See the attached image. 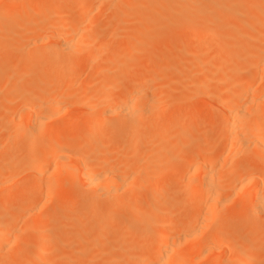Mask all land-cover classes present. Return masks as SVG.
<instances>
[{
	"label": "bare ground",
	"instance_id": "bare-ground-1",
	"mask_svg": "<svg viewBox=\"0 0 264 264\" xmlns=\"http://www.w3.org/2000/svg\"><path fill=\"white\" fill-rule=\"evenodd\" d=\"M198 1L95 0L99 6H96L95 3L89 5L95 10V6L99 7L101 12L99 10L94 16L91 14L94 13L92 7L89 9V5H87L85 8L84 2L78 0L70 3L73 5L72 9L69 7L70 4L61 5L54 0H0V56L10 58L11 53L14 56L15 53L13 52L33 56L17 72L11 71L10 61L1 66L4 73H10V77L3 88L7 90V95L4 96V101L1 103L2 108L6 109L5 113L8 112L12 115L8 110L13 99H16L14 100L16 103L19 100L20 104L18 103V105L21 107H19L20 114L17 126L3 123L7 126L8 124L13 126L9 128L11 131L7 128L8 131H5L4 134L0 133V152L18 151L19 153L16 161L3 160L4 167L0 168V264H76L77 262V264H81L79 263L81 260L77 261L76 258L84 255L90 243L86 239L87 235L85 237V227L80 226L78 221L87 222L91 219L90 215L93 211L103 209L102 217L96 222V225L99 234L104 235L105 220L108 216L124 215L126 207L133 202L142 205L137 202L139 197H133L131 192L126 190L127 183H129L127 182L128 179L130 182L136 180L137 184L131 185L135 184L137 191L144 190L146 197L144 202L139 199L143 205L145 203L146 208L138 207L137 211L130 214L129 219L141 221L142 231L152 241L153 252H147L146 239L144 238L137 248L138 251H133L136 252L135 254L129 255L132 251L130 253L128 252L130 250L127 251L128 254L125 255L129 256L127 261L130 260L126 263L124 256L119 254L120 251L117 250V253L115 250L117 245H113L115 248H113L112 259L119 261V258H122L126 264H191L189 258L194 259L201 255H204L205 258L208 257L207 264H223L225 254H228L230 246L239 244L240 240L236 241L232 234L227 237L222 234L221 230L224 229L225 231V228L221 229V226L227 221H225L223 213H219L218 208L224 210V205H230L237 200L242 208L249 211L251 217L259 216L260 218H258L264 221V167L252 164L249 156L250 151L253 150L258 159H264V61H262L264 60V0H207L208 3L206 1L207 4L205 3L200 9L197 7ZM228 1L231 2L229 7L232 9L231 18L234 24L231 35L228 37L241 36L254 41V44L245 47V53L242 56H237L234 59L237 63L243 62L242 60L246 58L252 60V73L248 77L245 78V71L244 73L239 71L236 74L242 73V75H237L233 81L232 78L230 79L234 87L238 88L237 93L226 96L225 99L219 94L217 96L218 86L215 89L217 84L213 83H215L214 80L220 81L222 77L224 78L222 75L224 67L223 69L220 67L221 71L223 70L222 73L217 67L219 72L216 76L221 73V78L212 79V82L206 76L201 79L194 77L192 80L195 70L186 78L189 69L183 75L184 79L186 78L185 81L189 80V82L186 81V83L179 79L180 83L182 81L183 84L178 81L173 83L168 80L169 76H165L168 81L166 78L163 80L168 83L163 82V80L162 83L168 85L158 87L154 85L152 77H147L146 71H141L143 74L134 68L123 70L119 64V66L113 64L106 69H104L106 66H101L103 69L97 67L99 60L106 59L103 58V51H100L103 46L95 48L89 44L91 43L89 41L103 31L120 30L128 19L126 17L128 12L124 14V11L129 9V11L135 12L133 10L135 8L138 18L135 14L133 18L135 17L137 25L135 24V28L131 26L130 30H123L118 39L114 40L115 45L120 46L127 41L130 43L133 41L134 47L130 50L142 51L143 55L139 61L143 63L162 56L163 49L159 48L162 43H165L164 40L168 42L176 35L191 36L199 39L200 48L190 52V54L198 58L199 63H201V59L207 56L208 51L218 49L216 42L218 43L219 39L222 38V34L210 30L200 31L196 25H200L198 22L203 15L194 14L192 16L188 11L197 7L205 16L204 22L219 23L222 20L220 19L222 14H225ZM46 4L49 5L48 12L35 16L41 12ZM94 4L95 6H93ZM104 5V8L107 6L108 10L107 8L106 10L109 15L111 16L110 12L113 15L112 18H109L110 22H108L109 20L105 22L108 23L106 28L102 30L101 23L106 18L103 17L104 13L101 14L104 9L100 7ZM193 5L195 6L193 7ZM250 9L251 11L254 10V13L248 17L246 15L241 20L239 16H244L245 11L249 12ZM88 10H92L91 13ZM168 10L183 11V14L177 19L179 22L168 15ZM129 18H132V15ZM71 19H75L77 24L61 30L62 24ZM128 20H130L128 23L134 22L131 19ZM113 21L116 23L114 24ZM169 24L176 25L166 27ZM239 24L248 27V31H238L235 26ZM20 39H23L21 44H25L20 45ZM51 40L53 41L52 44H50ZM211 40L214 42L210 43ZM109 46L106 45L104 48ZM170 48L169 50L174 51L173 47ZM177 50L184 51L182 47H178ZM83 51L84 56L82 55ZM172 51H168L167 54ZM158 54L161 56L159 57ZM188 55V53L182 52L177 56V60L175 59V63L179 64L186 60ZM13 56L11 55V57ZM239 59L241 60L238 61ZM110 60L108 59L106 62L111 63ZM163 66L167 67L168 62H165ZM81 67H86L88 75L91 76H88L90 81H87L88 84L82 88H80L81 82V85L76 83L78 86L75 87V82L69 77L72 70ZM198 67L200 70V65ZM167 69H170V66ZM172 69H175V66H172ZM209 69L207 68L201 73L197 70L199 76L196 77L200 78L203 75L202 72H207L210 78H214L211 75L212 72L209 73ZM57 71H61L64 76H57ZM230 71L232 73V70ZM133 72L134 77L136 75L138 77L133 78L134 81L130 77L132 84L125 88L123 82L125 75H130ZM233 72L235 74V71ZM224 73L225 76L229 74L228 72ZM178 75L181 76L182 74ZM209 75L207 76L209 77ZM228 76L226 77L230 78ZM230 76L233 77V73ZM27 77L31 78L32 82L30 81L28 86L22 88L23 80ZM130 78L128 77V80ZM84 80L86 81V78L82 79V83ZM76 81L78 82V79ZM159 81L161 82V80ZM171 83H178L180 87L183 85L187 91L173 98V93L175 94L181 88L177 87L178 84L171 86ZM184 83L186 84L184 85ZM76 89L78 90L76 91ZM108 89L117 91V94L105 93ZM16 96L17 98H15ZM171 98L175 100L177 105L191 104L195 107L191 114L185 115L181 119L182 125L179 126L178 130L182 132L188 130L187 123L190 120H193L196 126L204 122L201 116L206 115L207 112L205 108L198 105L197 100L199 98L210 100L215 98L216 107L220 112L217 115L213 113L209 115L206 120L205 133H202L201 137L205 139V134L209 135L214 132L212 124L215 121L217 123L215 126L216 136L222 138L225 143L221 146L219 140L208 137L205 140L198 138L200 141L197 140L194 145H188L180 141L170 142V140L168 141L159 135L155 143V140L152 141V137H147L149 130L146 124L135 120L127 123V118H132L134 115L142 117V114L147 112L150 114L149 121L151 123L164 124V131L176 128L175 123L168 119L165 121L161 116L162 104ZM218 98L222 99L219 100ZM170 108L167 106L166 110ZM67 109H71L77 115L75 119L67 121L63 115L59 116ZM170 112L171 110H169ZM7 116L5 115L1 121L7 122L10 118ZM10 122L12 123L11 120ZM110 123L112 125L110 131L117 135L116 141L111 144L107 143L105 139L102 140L103 137L96 136L97 133L95 132ZM47 124L50 126L48 127ZM80 124H83L85 136L78 135L74 138L67 136L68 138L62 137L57 140L54 138L56 126L78 127ZM92 133L97 138L90 136ZM139 133L143 134L142 137L136 136ZM154 133L153 135H155ZM162 134L160 133V135ZM133 136L136 137L131 139L127 145L129 138ZM90 137H94V141H90ZM137 145L139 148L141 146L140 152L136 150L139 152V156L133 152ZM172 145H175V157L168 164L176 159L177 154L185 153L187 156L186 159L182 160L183 168L176 173V178L181 179V186L186 188L188 193L185 204L175 208H163L155 203L158 199L152 193L153 189H155V193L156 187L166 181L163 174L155 172L157 181L154 180L156 186L153 182V187L151 185L152 177L147 176L149 172L143 175L145 167L135 170L136 165L129 163L127 167L126 164H123L125 160L122 159L124 156L132 155L130 157L133 158L136 155L135 160L137 162L144 159L146 161L144 163H147V159L149 160L152 156L153 158L156 157L153 164L155 160L160 163L158 158L163 159L164 153L168 152L170 150L168 147ZM154 147H158V149L154 150ZM27 149L30 150V155H25ZM242 150L244 153L249 151L250 154L240 155ZM153 153L154 156L156 155L155 157ZM132 158H129L128 161L130 162ZM238 159H242L246 163L243 168H240V171L230 172L224 169V166L221 168L223 164L229 161L236 165L234 161ZM144 163L139 164L142 167ZM124 165L129 169H126ZM140 165L137 164V167L139 168ZM150 166L151 164L148 168ZM131 167L133 168L130 169ZM75 170L78 172L79 184L75 182L73 177ZM218 170L222 173L224 171L223 174L226 177H222V175V178L218 177L221 174L218 173ZM125 171L131 172L126 174ZM20 177L27 179V182L20 187H15L13 182ZM235 178L240 182L239 189L236 188L238 183L234 180ZM140 179L142 183H139ZM79 188L84 190L79 191ZM103 196L107 198L110 196L112 200L105 205L102 203L103 198L101 199ZM81 203L87 205L84 214L79 217L76 210ZM150 205L152 208L149 207ZM12 210L15 212L10 213ZM219 215L223 216L220 217ZM28 233H34L35 238L30 239V241L21 238L22 234ZM93 245L95 247V243ZM50 249L57 251L58 255L48 260L43 255ZM113 253L116 255L114 256ZM238 256L235 257L239 258L240 256ZM89 259L91 258L89 257ZM85 261L82 263L85 264ZM122 261L120 259V264H124Z\"/></svg>",
	"mask_w": 264,
	"mask_h": 264
},
{
	"label": "rangeland",
	"instance_id": "rangeland-1",
	"mask_svg": "<svg viewBox=\"0 0 264 264\" xmlns=\"http://www.w3.org/2000/svg\"><path fill=\"white\" fill-rule=\"evenodd\" d=\"M54 1L56 3H58V4H61V5L77 2V0H54ZM78 1L79 2H84L85 8H87L86 6L89 5V4H92V3H95L96 4L97 3V2H95V0H78ZM206 1L207 0H205V1L204 0H199L198 3H197V7H199V9H200L201 7H203L205 5ZM211 1H213V0H211ZM207 3H208V1H207ZM95 4L93 6H95ZM102 4H104V3H102ZM102 4H100V6H102ZM230 4H231V2L228 1L227 2V9H226V11H224L225 14H222V17L220 18L223 21L222 20L221 21L219 20L220 21L219 23L218 22L217 23L204 22V20H203L205 18L204 14L201 13L199 11V9H197V7H194L195 5H193V7L195 8L194 10H192L193 9L192 8V9H190L188 11V13L189 14H192V16H194V14H201V15H203L202 18L199 15V18H201V19H199L200 22H198V23H200V25H198V24L196 25L199 28L200 31L210 30V31H217L218 33L222 34V38L219 39L218 43L216 42V45H217L218 49H216L214 51H211V52L208 51L207 56H205L203 59H201V61H202L201 63L202 64H203V62L204 63L207 62L204 65H202L201 63H199L200 60H198V58L193 57L190 54V52H192V51L194 52L198 48H200V41H199V39L198 38H193L191 36L176 35V36H174L173 39H171L168 42H167V40H164L165 43H162L161 47L159 46L160 47L159 49H161V50L163 49L162 52L160 50V52L163 53V54H161L162 56L158 54L159 57L161 56L160 58H158V57L155 56L156 59L154 58L153 61H149V62L148 61L147 62L145 61L143 63H141L139 61L141 59L142 55H143L142 54V51H140V50H136V51L130 50L132 47H134V42L133 41H132V43H130V41H127L125 43H122L120 46H117V44L115 45L114 40L115 39L116 40L118 39V37L121 35V32L123 30H130L131 29V26H133L132 28H135V24L137 25V23L135 22L136 19H134L135 17L133 18V15L134 14L138 18V15H137L138 13L136 12V10H135L136 8H135L133 10L137 14L135 12H133V11H132L133 12L132 13L131 11H129V9L127 11L126 10L124 11V14L126 12H128V13H126L127 14L126 17L128 19H131V21L133 20L134 22H129L128 23V21H130V20H128L126 18L127 20L125 19L126 22L123 24V26H121V29L120 30H117V31H114V32L103 31V32L100 33V35L92 38L93 40L91 39V41H89V42H91L89 44H91L95 48L97 46H99V48L103 46L100 49V51H103V53H102L103 54V58H106V59L105 60H101V61L99 60L97 62L98 63L97 64V67H100L101 69H103V67H101V66H104V67L106 66L104 68V69H106V68L112 66L113 64H115L116 66H119L120 65V67L123 68V70H126V68H128V69L129 68H134L135 70H137V72H141V71L144 72V71H146V73L148 75L146 73L145 74L147 75L148 78L152 77L151 79L153 80L154 85L156 87L161 86V85H168V84L162 83V80L164 78L168 77V76H169L168 80L169 81H172L173 83H174V81L175 82L178 81L180 83L179 79H182L184 82H186V81L189 82V80H186L185 81V79L188 77L189 74H192L194 70L196 72L194 71V74L192 75V80L194 79V77L195 78H198V79H201V78H204L206 76L207 78L210 79V82H212L211 80L212 79L214 80L215 78L218 79L220 77L222 71L224 70L223 73L224 72H228L229 74L228 73L227 74L229 76L228 75H226V76H228L230 78H227L225 76V73L224 74L222 73V75L224 76V78L223 77L222 78L224 80L222 81V78L220 77L221 78L220 81L219 80L218 81L217 80H214L215 83H213V84H217V85H215V87L212 86V84H210V85L212 87H214L215 89H216V86H218L217 89H218V91L220 93L218 92L217 93V96L219 94L220 97H223V99H225L226 96L228 97L229 95H231L233 93L235 94V93L238 92V88L234 87V85L232 84V81L235 80V78H236L237 75H242V73L236 74L237 72L239 73V71L240 72L243 71V73H244V71H245V74H244L245 78L248 77L252 73V70H251L252 60H250V58L249 59L248 58H246V59L243 58L244 60H242L243 62H241V63L240 62L239 63L235 62L234 59H236L235 57L242 56L245 53V47H248L249 45L254 44V41H252L251 39L248 40V39H245V38H243L241 36H233V37H230V38L228 37L229 35H231V32H232L231 30H232L233 25H234L232 23L233 22V19L231 18L232 17V9L229 7ZM46 5H44V7L42 8L41 12L38 13L37 15H35V16H40L41 14L47 13L48 10H49L48 9L49 8V5H47L48 6L47 8L45 7ZM70 5H69L70 9H72L73 8V5L72 4H70ZM97 5L98 4H96V6ZM105 5H106V3H105ZM105 5L103 7H100L102 9H104V11L101 14L104 13V16L103 17L106 18V19L102 20V23H101L102 30L106 28L107 23L110 22L109 18H112L111 16L113 15L112 12H110L111 13V16L109 15V12L107 11L108 10L107 6H106L107 10H106V8H104ZM96 6H95V8H96V10H95V9H93L92 6L89 5V9L92 7V9L94 10L93 11L94 13H91L92 10H90V11L88 10V11L92 15H94V16H96L97 13H98V11L100 10V9H98L99 7L97 8ZM228 7H229V9H228ZM44 9H45V11H43ZM247 10H249V9H247ZM247 10L245 11V15L244 16H242V15L239 16L241 18V20H243L246 15L248 17V15H252L254 13V10L251 11V9H250L249 12ZM109 11H111L110 8H109ZM100 12H101V10H100ZM192 12H195V13H192ZM164 13H166V12L164 11ZM91 14H89V15H91ZM182 14H183V11H174V10L169 11L168 10V15L171 16V18L174 19V20L179 19ZM105 15H106V17H105ZM131 15H132V18L133 19L132 18H129V17H131ZM165 15H167V13ZM107 16H108V19H107ZM107 20H109V21L107 23H105ZM176 22H179V20H177ZM113 23L115 24L116 22L113 21ZM76 24H77V21L75 19H71L69 22L62 24L61 30H64V29L69 28V27H72V26H75ZM174 25H176V24H169V25H166V27L169 28V27H173ZM235 27L240 32H246V31H248V27L244 26V24L243 25L242 24H239V25H236ZM238 31H236V32H238ZM23 39H20L19 40L20 41V45L25 44V43L21 44ZM2 42H4V41H2ZM213 42H214V40H211L210 41V43H213ZM52 43H53V41L51 40V43L50 44H52ZM110 44L111 45L113 44V45L111 46ZM106 45H108V46L110 45V46L105 49L104 47ZM123 46H125V47H123ZM119 47H120V49H119ZM170 47H173L174 48V51L169 50V49H171ZM178 47H180V48L182 47L184 51H181V50L178 51L177 50ZM129 50L132 51V52H130ZM167 50L168 51H172V52L167 54V52H168ZM157 51H158V48H157ZM182 52L185 53V54L188 53L189 54L188 55V58L186 60L182 61L181 63L176 64L177 62L175 63V61L177 60V56L179 54H181ZM13 53H15L14 56L11 53L9 55L10 58H8V56L7 57L0 56V63H1V65H0V83H2V81H3L2 85H0L1 86L0 87V110L2 109L0 111V114H1V116H0V122H2L1 125H0V133L1 134H4L5 131H8V129L10 128V126H13V125H10V124H14V126H17V123H18V120H19V114H20V108L19 107H21V106L18 105V103L20 104V101L18 100L17 103H16V101H14L16 99H13V101L9 105V110H8L9 113L11 112L12 115L8 114V112H6L7 113L6 114L4 112V111H6V109L5 108L4 109L2 108L1 103H3V101H4V99H3L4 96L6 97V95H7V90L6 89H3V88L5 87V85H6L5 83H7L8 79L10 77L9 76L10 73H8V72L7 73H4L2 71L3 68L1 66L4 65V64H6V63L8 64L9 61H10L9 65H10L11 71L17 72V71L21 70V68L25 64H27L28 61H30L32 59V57H33L30 54H23V55H21V53H19V52H13ZM158 53H159V51H158ZM84 54L85 53L83 51L82 55L84 56ZM11 55L13 57H11ZM209 55H210V57H209ZM1 57H2V59H1ZM208 57H209V60H208ZM107 58L108 59H111L110 61H112V62L111 63H107L106 62V60H108ZM118 59H121V60H118ZM240 60L241 59H239L238 61H240ZM103 61H105V62L104 63H101ZM262 61H264V60H262ZM165 62H168V66L167 67H164L163 66V64ZM228 63H229V65H227ZM230 63L233 64V65L231 66ZM107 65H109V66H107ZM198 65H200V70H198L199 69ZM169 66H170V69H167ZM172 66H175V69H172ZM225 66H227V67H225ZM217 67H219L218 69H220V67H222L221 69H223V67H224V69L222 71L220 69L219 70L221 72L220 75H217L216 76V74H218V72H219L218 69H217ZM207 68H210L209 69L210 72L209 71L208 72L209 73L212 72L211 75L214 76V78L213 77L210 78V75L207 72H202L203 75H201L200 78L199 77H196V76H199L198 75V71H200V73H201V71H205V70H207ZM214 68H216L217 70L214 69ZM156 69H157V72H155ZM229 69L232 70L234 79H233L232 76H230V74L232 75V73H230L231 71ZM186 70H189V71H187L188 74H186V78L184 79L183 75H185V71ZM225 70H228V71H225ZM47 71H48V69H47ZM233 71H235V74L236 75L234 74ZM137 72L135 71L136 74H138ZM143 72H141V73H143ZM46 73L49 74L48 72H46ZM159 74H161V76H159ZM178 74H182V75L180 76ZM4 75H6V76L3 79V76ZM62 75H63V73L61 71H57V76H62ZM134 75H135L134 72L132 74H130V75L129 74H126L125 75L127 77V78L125 77L126 79L124 78V81H123L125 88L130 87V85L132 84V80L134 81L133 78H135L137 76L136 75L134 77ZM207 75H209V77ZM88 76L91 77L90 75H88V69L86 67H81V68L74 69V70H72L69 73V77L71 78V80H73L75 82V84L73 83L75 87L78 86V84H76V83H79L80 84V82H81L82 85L80 84L81 85L80 88H82L86 84H88V82L90 81L88 79ZM128 77L129 78L132 77V80H131V78L128 80ZM160 77H162V79H160ZM84 78H86V81L84 80V82L82 83V79H84ZM190 78H191V76H190ZM231 78H232V81L230 80ZM77 79H78V82L76 81ZM209 79H208V81H209ZM158 80H161V82L160 81L158 82ZM166 80H167V78H166ZM166 80H163V82L166 81ZM30 81L32 82V79L31 78H28V77L25 78L23 80V86H22V88H24V86H28V84H30ZM155 81H157V82H155ZM167 81H166V83H168ZM196 81H197V79H196ZM230 81H231V83H230ZM210 82H208V83H210ZM173 83H171V86H176L178 84V83L177 84L176 83L173 84ZM186 83H184V85ZM180 84H183V82L181 81ZM180 84H178L177 87L178 88H181V89L180 90L178 89L177 92H175V94L173 93V98H175V96H177L178 94H180L182 92L184 93L185 91H187L186 90L187 88L186 87L183 88V85H182V87H180ZM210 85H208V86H210ZM169 86H170V84H169ZM78 89H76V91ZM107 91L105 93H109L111 95L117 94V91H115L113 89L112 90L108 89ZM257 92H259V91H257ZM217 96L215 95L216 98H217ZM150 97H152V96H150ZM15 98H17V96ZM173 98H171V100L170 99L167 100L166 102H164V104H162V109L163 110H161V116L163 117V119L165 121H167V119H168L170 122L175 123L176 126H177L176 128H174L172 130H165L164 131V129H165L164 124H162V123H151L149 121L150 114H147V112L143 113L142 114V117L141 116H138V115H136V116L134 115L132 118H127V123L135 120V121H138L140 123L146 124L147 125V128L149 130V134L152 132L151 135L147 134V137L148 136H149V138L152 137V141L155 140V143L157 141V138H159V136H161L164 139L166 138L168 141L170 140V142L180 141V142H183L184 144L194 145L195 143H197V140L200 141L198 138H202L201 137L202 136L201 134L202 133H205L204 131L206 129V120L209 118V115L212 114V113L213 114H216V115L219 114L220 111L216 107L217 101L215 102V100H214L215 98H213V100H210V99H200L199 98L197 100L198 105L201 106L202 108H205L208 115L207 114L206 115L203 114L201 116V119L202 120L204 119L203 120L204 122L202 124H200V125H197V126L193 122V120H190L187 123L188 124V130H186L185 132H182V131H179L178 130L179 126L182 125V120L181 119L183 118V116L188 115V114H191V112L195 109V107L193 105H191V104L177 105L175 103V100H173ZM218 99L220 100L222 98H218ZM144 106L145 105H143V107ZM167 106L171 107L169 109V110H171V112H170L171 114L169 113V110H166L167 109ZM67 110H66V112L63 111L61 114H59V116L63 115V118L66 119L67 121H70V120L75 119L77 115L75 113H73L71 111V109H69L68 111ZM48 111H50L49 108H48ZM5 115L6 116L8 115L7 118H9V116H10L9 119L12 121V123L10 122L9 119H8V121L5 120L7 122L1 121L5 117ZM3 123H10V124H8V126H7V124H3ZM48 123H50V122H48ZM52 124H54V123H52ZM216 124L217 123L215 121H213V124L212 125L214 127L213 128L214 132L213 133L211 132L212 134L210 133L209 135L208 134H205L206 137H204V138L206 139L208 137H213L212 139L219 140L218 142L222 146L225 143V141L222 138H218L216 136L217 135V131H216V128H215ZM47 125H48V127L50 126V124H47ZM59 126L60 125L56 126L57 129H56L55 134H54V138L56 140L57 139H61L62 137L63 138L64 137H67V136L68 137L73 136V138H74V137H77L78 135L81 136V137H83V135L84 136L86 135L85 132H84V130H83V124H80L78 127H68V126L67 127H65V126L64 127H59ZM110 128H112L111 123L110 124H107V125H105L103 127H101L100 129H98V130L95 131L97 133L96 136L103 137L102 140L105 139V141L107 143H109V144L115 142L116 141V138H117V135L113 131H112L113 132L112 133L110 131L112 129H110ZM9 131H11V130L9 129ZM158 131H159V133H158ZM94 133H92V135H90V136H94L95 137V134L96 133L95 134ZM153 133L155 135H153ZM160 133H163V134L160 135ZM68 134H70V135H68ZM71 134H73V135H71ZM142 135H143L142 133H139L136 136L142 137ZM87 136H88V134H87ZM136 136H133L132 138H129V141L127 142V145H129V142L131 141V139H133ZM94 137H90L91 138V139L89 138L90 141H92V140L94 141V139L97 138V137H95V138ZM205 139H203V140H205ZM78 142H79V140H78ZM158 146H160L159 143H158ZM174 146L175 145H172V146H169L168 147L170 150L168 152H165L164 153L163 159L158 158V160L160 159V163L155 160L156 163L154 162V164H153V161L156 158L155 157L156 155L154 156V153H153V156L155 158H153L152 156H150V159L149 160L147 159V163H144L146 161L144 159H141V157L140 158L138 157V159H141V160H139V162H137V160H135V158L137 156H139L138 153L140 152V149H141V146L139 148L138 145H137V147L136 146L134 147L135 150L133 152L135 154L137 153L136 154L137 156L136 155L133 156L134 159L132 157H130L132 155L124 156L123 159H122V160H125V162H123V164H126L127 167L129 166V163L136 165L135 170L136 169H142V168L145 167L146 169H144V174L143 175H145L146 172L147 173L149 172L147 174V176L148 177H152V180H153L151 182L152 183L151 184L152 186L155 184V181L154 180L157 181L156 175L157 174H160V173L163 174L164 179H166V181H164V183L162 185H160L159 187H156L155 193H154V190L155 189H153V191H152L153 196L156 197V199H158V200L155 199L156 200L155 203L157 205L163 207V208H166V207L175 208V207H177L179 205L185 204L186 198H187V193H188L187 189L184 188L183 186H181V179L176 178V175H177L176 173L178 171L182 170V168H183V165H182L183 161L182 160L186 159V157H187L186 154L185 153H183V154H177L176 159L177 158L178 159L177 160L175 159L174 161H172L171 163L168 164V162L171 161V160H173V158L175 157V147ZM249 148L253 149L252 147H249ZM156 149H158V147L157 148L154 147V150H156ZM136 150L139 151V152H137ZM242 151L240 152V155H246V154L249 155L250 154L249 151H247L245 153H244V150H242ZM250 152H251V154L249 156L251 158V163L253 162L252 164H254V165L255 164L256 165L258 164L259 166H263L264 167V159L263 160L258 159L255 156V154L253 153V150L250 151ZM17 153H18V151L17 152L10 151V152H7V153H1L0 152V159H1V161H0V168L4 167L3 160H7L8 159V160H11L12 162L14 160L16 161L17 160V157L19 155V153L18 154ZM25 155H30V150L29 149L26 150ZM129 158H132V159H130V162L128 161ZM126 161H128V162H126ZM134 161H136V163L138 165H140L141 163H144L143 164L144 166L142 165V167H141V165H140L139 168H138L137 167V164L134 163ZM234 162L236 163V165H233V162L229 161V162L223 164L221 168H223V166H224L225 167L224 169H227V171H230V172L236 171V172H238V171L241 170L240 168H243L244 165H246V163L242 159H238L237 161H234ZM150 164H151V166H150V168H148ZM126 165H124L125 168H126ZM132 168L133 167H131L130 169H132ZM221 168H220V170H223ZM126 169H129V168H126ZM220 170H218V173H221V174H219L218 177H221V175H222V177H226L223 174L224 171L222 173V172H219ZM131 171H128V172L125 171V173L127 174V173H129ZM230 172H228V173H230ZM152 173H155V174H152ZM226 175H228V174H226ZM73 177H74L75 182L77 184H79V178H78L79 176H78V172L76 170L73 171ZM167 180H170V181H167ZM234 180H236V182L238 183V186L237 187H236L237 183H234V184H236L235 187L238 188L240 182H238L236 178ZM238 180H240V178H238ZM140 181H141V179L139 180V183H142ZM26 182H27V179H24L23 177H20V178H17L13 182V184H14L15 187H20V186L24 185ZM127 182H129V183H127L126 190H128L129 192H131L130 194L133 197H137V198L139 197L137 202L141 203L142 205H140V204H138L136 202H133L129 206L126 207L125 214L124 215H122V216H117V215H113V216L110 215V216H108L106 218V220H105L104 235H100L99 234V229H98V227L96 225V222L99 221V219H101V217H102L103 209H101L100 211H93V213L90 215L91 216V219L89 221H87V222L78 221V224L80 226H82V227L84 226L85 227V229H86L85 237L87 235V238L86 239L90 243L89 246H88V249L85 251L84 255L83 256H79L80 258L77 256L76 260L77 261H79V259L81 260V261H79V263L83 264L82 262H84L86 260L85 261V264H120L119 261H120V259L122 261V258H119V261H118V259H115V260L112 259L113 258L112 257V252L114 250L113 248H115L113 245H115V246L117 245L116 248H115V250L116 251L117 250L120 251L119 254L122 257L124 256V259H125L124 261H126V263H127L130 260L129 259L127 261V258H129L128 255H125V254H128L127 251L130 250V251H128L129 253L132 251V253L129 254V255L135 254L136 252H133V251H136V250L138 251L137 248H138V246L141 245V243L143 242V239L144 238L146 239V245H147V250H148L147 252L148 253H150V252L152 253L153 252V249H152V247H153L152 246V241H151V239L149 237H146L145 236V233L142 231L141 228H142L143 225H141V221L139 219H129L130 214L131 213H134L135 211H137L139 209L138 207L141 206V208H143V209H144V207L146 208L145 203H144V205L142 203V201L144 202V198H146L145 197V194H144V190H138L137 191L136 190V187H135V184L133 186L131 185L133 183H136V180L134 182L133 181L130 182V179H128ZM153 182H154V184H153ZM155 186H156V184H155ZM134 187H135V189H134ZM83 190L84 189L79 188V191H83ZM101 199H102V203L105 204V205H107L112 200L110 196H108V198L106 196H103V197H101ZM139 199H142V201L139 200ZM86 205H84V203H81V205H78L77 206V210L76 211H77V214L79 215V217L84 214ZM149 207L152 208L151 205ZM223 208H224V210L223 209L220 210V208H218L219 213L220 214L223 213V215L225 217V221H227V222L224 223V225L221 226V229L225 228V231H224V229H223V231L221 230L222 234L225 235L226 237L227 236H231V234H232L233 235L232 237H235L234 239L236 241L238 239L240 240L239 241L240 242L239 243L240 245L237 244V245H231L230 246V248L228 250V254L227 253L225 254L226 257H225V260H224L223 264H263L264 263V224H263L264 221L262 219H259L260 218L259 216L251 217L249 211L246 210L245 208H242L239 205V203H238L237 200H235L230 205H228V204H227V206L224 205ZM222 210H223V212H221ZM14 212H15V210H12L10 213H14ZM223 215H221V216H223ZM224 217H223V219H224ZM19 223H21V222H19ZM23 235H25V236L22 237ZM35 236L36 235L34 233H28V234H22L21 235V238H24V239L26 238V239H29V240H26V241H30V239L33 240L35 238ZM24 239H22V240H24ZM51 239H53V236H51ZM114 239H115V241H114ZM93 243H95V247H94ZM122 244H124V245H122ZM37 246L38 245H36V247ZM121 246H122V249H121ZM36 247H35V250L37 251V248L38 247L37 248ZM123 250H125V251H123ZM89 251H91V252H89ZM116 251H114V252H116ZM121 251H123V252H121ZM87 252H88V257H87ZM117 253H118V251H117ZM238 254H239V256L242 259H239L240 257L238 256ZM56 255H58V252L55 251L54 249H50L43 256L46 257V259L51 260ZM113 255H114V253H113ZM234 255L235 256H238L239 258H236ZM125 256H127V257L125 258ZM89 257L91 259H89ZM209 259H210V257H209ZM188 260H189V263L191 262V264H207L208 257L205 258L204 255H201V256L196 257L194 259H190L189 258ZM124 261H122V262L124 264H126ZM67 264H69V263H67Z\"/></svg>",
	"mask_w": 264,
	"mask_h": 264
}]
</instances>
